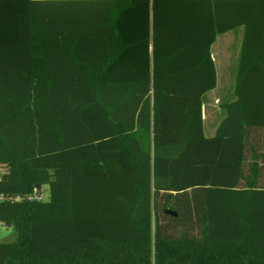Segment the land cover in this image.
Instances as JSON below:
<instances>
[{"label": "trees", "instance_id": "trees-1", "mask_svg": "<svg viewBox=\"0 0 264 264\" xmlns=\"http://www.w3.org/2000/svg\"><path fill=\"white\" fill-rule=\"evenodd\" d=\"M192 1L0 0V264H264V0Z\"/></svg>", "mask_w": 264, "mask_h": 264}, {"label": "crops", "instance_id": "crops-1", "mask_svg": "<svg viewBox=\"0 0 264 264\" xmlns=\"http://www.w3.org/2000/svg\"><path fill=\"white\" fill-rule=\"evenodd\" d=\"M34 1H54V0H34ZM218 2V1H217ZM213 0H193V5H213L217 4ZM219 14L230 12L234 2L221 1ZM226 6V7H225ZM221 12V13H220ZM228 14V13H226ZM244 29L231 30L219 35L210 47V54L214 60L217 73V86L208 94L207 104L204 108V120L206 135L213 136L217 126L222 119V102L227 100L231 92L237 88V76L240 71V60L245 53L248 56L259 57L264 54V46L261 45L263 39L255 37L245 45ZM2 170H6L1 166Z\"/></svg>", "mask_w": 264, "mask_h": 264}, {"label": "rangeland", "instance_id": "rangeland-1", "mask_svg": "<svg viewBox=\"0 0 264 264\" xmlns=\"http://www.w3.org/2000/svg\"><path fill=\"white\" fill-rule=\"evenodd\" d=\"M4 172L2 170V167H0V173ZM49 196V189L48 187H44L43 192H42V198L47 199ZM15 240V231L11 227H6L2 224H0V241L4 242H12Z\"/></svg>", "mask_w": 264, "mask_h": 264}, {"label": "water", "instance_id": "water-1", "mask_svg": "<svg viewBox=\"0 0 264 264\" xmlns=\"http://www.w3.org/2000/svg\"><path fill=\"white\" fill-rule=\"evenodd\" d=\"M165 212L169 215L177 216V214L171 210H166Z\"/></svg>", "mask_w": 264, "mask_h": 264}]
</instances>
